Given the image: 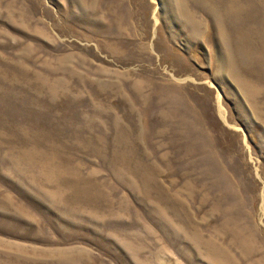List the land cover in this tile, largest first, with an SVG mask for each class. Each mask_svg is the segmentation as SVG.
Segmentation results:
<instances>
[{"label":"rangeland","instance_id":"rangeland-1","mask_svg":"<svg viewBox=\"0 0 264 264\" xmlns=\"http://www.w3.org/2000/svg\"><path fill=\"white\" fill-rule=\"evenodd\" d=\"M0 264H264V0H0Z\"/></svg>","mask_w":264,"mask_h":264}]
</instances>
